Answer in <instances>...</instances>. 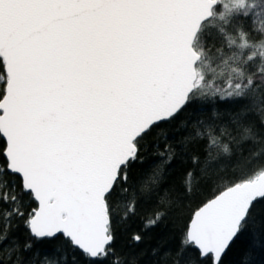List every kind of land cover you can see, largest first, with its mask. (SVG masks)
<instances>
[{
	"label": "snow or ice",
	"instance_id": "6c2138e0",
	"mask_svg": "<svg viewBox=\"0 0 264 264\" xmlns=\"http://www.w3.org/2000/svg\"><path fill=\"white\" fill-rule=\"evenodd\" d=\"M255 7L248 0H0V248L11 264H135L117 255L115 211L123 203L120 219L135 214L136 196L118 197L135 193L133 169L151 167L150 148L166 158L139 185L145 196L202 135L177 138L180 129L166 127L182 112L246 102L254 85L264 87V26L245 23ZM210 27L223 45L217 58L204 43ZM261 103L258 122L233 120L244 139L257 123L264 129ZM191 161L198 169L195 150ZM202 171L206 183L227 182L192 211L173 264H228L230 254L257 245L264 252V166L231 177ZM257 223L259 232H249Z\"/></svg>",
	"mask_w": 264,
	"mask_h": 264
},
{
	"label": "trees",
	"instance_id": "16d2710c",
	"mask_svg": "<svg viewBox=\"0 0 264 264\" xmlns=\"http://www.w3.org/2000/svg\"><path fill=\"white\" fill-rule=\"evenodd\" d=\"M256 4L246 20V26L253 31H258L264 26V0H248ZM205 47L208 49L210 58H217L220 52L217 49L223 47L215 28L206 29ZM227 51V49H224ZM215 67L213 59L209 61ZM259 67L258 61L249 65L250 71ZM257 84H261L259 75L255 77ZM223 84V81H217ZM254 97L246 102L224 101L204 104L193 114L188 109L177 116L171 126L179 128L177 138L184 136H195L197 130L201 132L196 137L194 144L189 145V150L182 153L179 159L174 158L162 173L163 180L156 187L154 194L145 196L139 192V185L149 181L153 175L154 167L161 163L165 157L154 155V149L145 153L146 161L151 167H137L133 169L132 180L135 183L136 191H129L124 196L118 197L120 201L131 200L136 196L135 214L129 215L126 219L123 216L125 208L123 203L115 211L117 255L128 262L135 260V264H173L176 249L182 239L185 226L189 221L192 211L211 198L213 194L227 181H216L206 183L202 179L203 171L225 177L242 175L253 172L264 166V129L257 123L254 135L249 139L243 138V130L238 128L233 120L239 118L245 122H258L260 118L262 101H264V87H257ZM242 108L249 111L240 116ZM195 124V127L193 125ZM216 138L218 144H213L212 139ZM2 143V141H0ZM223 145H227L229 151H223ZM177 153L181 152V145L175 142L171 145ZM195 150L198 153L199 168L194 169L191 156ZM193 172L192 177H186L187 172ZM191 185L192 190L188 191ZM156 212L162 213V218L152 226L147 222L154 218ZM14 223H17L14 221ZM261 228L259 223L250 225L248 231L258 233ZM23 228L16 229V234L23 240ZM134 234L142 235L140 243L132 240ZM49 259H55L59 254H54V248L47 249ZM7 249L0 248V264H11L8 260ZM43 258V257H41ZM243 259L244 264H264V252L259 250L246 249L241 257L236 253L230 254L228 264ZM111 264V259L107 262Z\"/></svg>",
	"mask_w": 264,
	"mask_h": 264
}]
</instances>
